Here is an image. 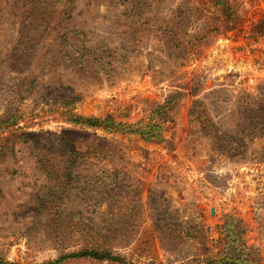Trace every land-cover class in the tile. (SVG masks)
Here are the masks:
<instances>
[{
  "label": "rangeland",
  "instance_id": "1",
  "mask_svg": "<svg viewBox=\"0 0 264 264\" xmlns=\"http://www.w3.org/2000/svg\"><path fill=\"white\" fill-rule=\"evenodd\" d=\"M21 1L0 0L2 264H208V256L226 255L224 240L232 245L230 218L241 224L253 264H264V140L252 141L247 155L219 152L190 116L197 103L232 131L242 99L264 96V35L253 32L264 0L247 3L242 26L210 36L188 61L169 54L151 26L128 48L123 8L74 0L70 26L84 36L73 48L113 49L118 72L129 67L101 81L64 57L58 36L17 62ZM74 115L159 125L163 140L81 126ZM24 132L61 149L60 160L64 141L74 140L81 165L48 174ZM83 224L110 237L114 260L63 259L85 244Z\"/></svg>",
  "mask_w": 264,
  "mask_h": 264
},
{
  "label": "trees",
  "instance_id": "2",
  "mask_svg": "<svg viewBox=\"0 0 264 264\" xmlns=\"http://www.w3.org/2000/svg\"><path fill=\"white\" fill-rule=\"evenodd\" d=\"M108 2L116 8L124 9L123 15L126 19L122 27L126 28L123 33L125 46L128 45L130 48L131 44L142 42L144 29L151 26L160 37L162 46L167 47L169 54L183 61L197 57L201 51V45L210 36L225 34L242 26L243 21H246L245 5L251 3L253 6V0H108ZM73 4L74 0H22L14 4L15 17L19 23L13 54L17 62L20 61L21 56L27 58L32 56V51H35L34 49L43 39L58 36L56 38L60 40L64 57L76 64L79 70L93 76L95 80H108L115 74L127 72L129 67L120 66L121 72L114 67L115 51L113 49H110L109 56L101 51L103 47L73 48L74 38L84 36L82 31L75 29V26H70L73 21L71 14ZM253 32L264 35V20L253 26ZM128 48L125 47L126 54L122 57L127 56ZM115 50L117 51L118 48ZM18 54L21 55L18 57ZM242 101L237 113L238 120L232 131L217 122L209 110L197 107V103L191 110V122L214 139L219 152L230 149L246 154L252 141L264 140V96L252 98V100L247 96ZM72 122L112 132L120 129L129 130L131 133L139 134L147 142L161 143L163 140L159 125L139 127L117 123L111 117L102 120L78 115L73 116ZM20 137L25 142L32 143L39 164L48 174L59 175L63 169L72 170L81 165L78 162V156L84 154L81 150L82 145L76 144L74 140L65 139L64 154L67 158L60 160L61 149L49 150L46 144H43L40 134L24 132L20 134ZM228 222H231L229 224L232 226V245H226L227 242L224 240L223 248L226 255L220 259L208 256L206 261H209L208 264H253L255 260L253 250L243 242L244 231L241 224L233 218H230ZM222 228L224 232L227 225ZM80 233L83 235L85 244L76 252L64 256L63 259L70 257L91 258L99 261L115 259L112 249L107 246V239L110 237L103 236L95 228L90 229L84 224L80 226ZM101 238L105 240L101 241ZM2 263L3 260L0 257V264ZM43 264H51V262Z\"/></svg>",
  "mask_w": 264,
  "mask_h": 264
}]
</instances>
